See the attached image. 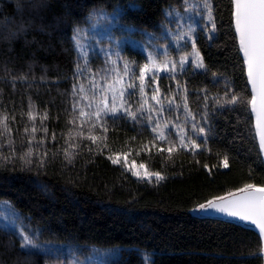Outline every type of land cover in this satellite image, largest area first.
I'll list each match as a JSON object with an SVG mask.
<instances>
[{"label": "trees", "instance_id": "obj_1", "mask_svg": "<svg viewBox=\"0 0 264 264\" xmlns=\"http://www.w3.org/2000/svg\"><path fill=\"white\" fill-rule=\"evenodd\" d=\"M32 7L17 17L19 35L0 37V201L49 250L121 247L111 264H143L146 254L149 264H264L255 230L194 214L245 184L264 186L233 0H33ZM2 12L15 15L8 0H0ZM101 12L113 17L115 37L155 39L176 55L187 43L183 51L197 53L198 66L189 61L156 79L166 114L185 130L190 148L170 149L144 122L124 115L73 135L76 87L84 79L75 34ZM120 54L138 67L146 62L129 45ZM122 157L153 177L135 178ZM59 259L0 227V264Z\"/></svg>", "mask_w": 264, "mask_h": 264}, {"label": "rangeland", "instance_id": "obj_2", "mask_svg": "<svg viewBox=\"0 0 264 264\" xmlns=\"http://www.w3.org/2000/svg\"><path fill=\"white\" fill-rule=\"evenodd\" d=\"M110 16L104 12L96 13L91 23L75 34L74 44L81 63L80 73L84 79L76 87V103L71 121L73 135L82 137L85 131H99L101 119L124 115L139 125L144 122L158 140L165 142L170 149L190 148L192 141L186 137L185 130L174 125L166 114L169 104L158 93L156 79L160 75L179 72L189 61L193 66H198L197 53L193 48L184 52L187 43L184 47L176 46L180 50L176 55V50L168 47L166 42L164 44L155 39L149 41L131 36L115 37L111 31L113 17ZM184 36L190 42L188 35ZM173 42L181 41L173 39ZM125 45L141 50L146 57L145 64L138 67L121 56L120 52ZM146 64L148 67L141 80V69ZM198 131L197 128L196 132ZM173 135H177L178 140ZM117 160L132 175L135 173V178L147 180L153 177L144 166L131 162L126 157ZM0 227L15 231L24 247H33L49 255H60L61 259L55 264H111L122 253L121 247L101 249L92 246L82 250L67 246L66 252L64 248L62 251L52 247L49 250L48 246L40 244L36 233L34 235L25 221L19 219L18 214L5 201H0ZM25 236L29 238L27 244L24 243ZM149 258V255H144L143 264H149Z\"/></svg>", "mask_w": 264, "mask_h": 264}, {"label": "snow or ice", "instance_id": "obj_3", "mask_svg": "<svg viewBox=\"0 0 264 264\" xmlns=\"http://www.w3.org/2000/svg\"><path fill=\"white\" fill-rule=\"evenodd\" d=\"M235 28L239 34L240 50L244 55L248 81L251 84L252 111L257 113V127L264 129V0H235ZM147 67L146 64L141 69V80ZM260 147L264 151V132L261 134ZM160 178L157 176V179ZM239 191L247 194L226 205L215 204L210 200L206 204H200L195 210H215L226 213L229 217H238L242 222L251 221L264 233V186L248 183ZM24 243H29L27 236L24 237Z\"/></svg>", "mask_w": 264, "mask_h": 264}, {"label": "water", "instance_id": "obj_4", "mask_svg": "<svg viewBox=\"0 0 264 264\" xmlns=\"http://www.w3.org/2000/svg\"><path fill=\"white\" fill-rule=\"evenodd\" d=\"M233 23H234V28H235V0H233ZM235 32H236V28H235ZM236 36H237L238 43H239V34L237 32H236ZM239 47H240V43H239ZM241 55H242V58L244 60V55H243L242 51H241ZM244 63H245V61H244ZM245 67H246V76H247V80H248L246 63H245ZM248 84H249V88H250L251 95H252L251 84L249 83V81H248ZM250 108H251V113H252L253 120H254V128H255V132H256L257 141H258L260 152H261V156H262V159H263V162H264V151H262L261 147H260L261 134H262V132H264V129H261V128L257 127V113L252 111L251 104H250ZM257 108L259 109V104H257ZM246 194H247L246 192L237 191V192L231 193L229 195L223 196V199H214V200H211V201L213 203H215V204L226 205L229 201L237 200L238 198H240L241 196H244ZM194 214L196 216H198V217H201V218L217 219V220L232 222V223H236V224H239V225H242V226H245V227H248V228H251V229L255 230V232L260 236L261 241H262L263 262H264V233H261L259 231L258 226L253 225L251 223V221H243L242 222V221L239 220L238 217H235V218L234 217H229L226 213H220V212H217L215 210H209L207 212L196 211L195 210Z\"/></svg>", "mask_w": 264, "mask_h": 264}, {"label": "clouds", "instance_id": "obj_5", "mask_svg": "<svg viewBox=\"0 0 264 264\" xmlns=\"http://www.w3.org/2000/svg\"><path fill=\"white\" fill-rule=\"evenodd\" d=\"M12 4V15L7 12L0 13V37L5 42L20 34V29L24 27L18 23L17 17L23 16L24 13L33 10V0H8Z\"/></svg>", "mask_w": 264, "mask_h": 264}]
</instances>
